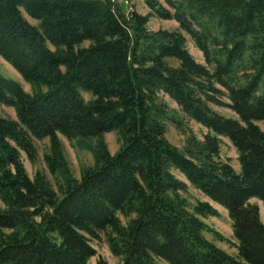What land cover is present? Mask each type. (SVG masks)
I'll return each instance as SVG.
<instances>
[{
	"label": "trees",
	"instance_id": "obj_1",
	"mask_svg": "<svg viewBox=\"0 0 264 264\" xmlns=\"http://www.w3.org/2000/svg\"><path fill=\"white\" fill-rule=\"evenodd\" d=\"M145 2L147 13L130 0H0V55L32 87L0 69V105L15 110L0 112V264H110L90 262L102 236L116 264H264L251 200H264V0ZM154 15L179 26L153 29ZM171 122L183 146L168 138ZM60 135L95 155L79 177ZM46 138L54 182L23 158L34 161ZM225 138L240 167L222 154ZM218 204L236 254L205 220Z\"/></svg>",
	"mask_w": 264,
	"mask_h": 264
},
{
	"label": "rangeland",
	"instance_id": "obj_2",
	"mask_svg": "<svg viewBox=\"0 0 264 264\" xmlns=\"http://www.w3.org/2000/svg\"><path fill=\"white\" fill-rule=\"evenodd\" d=\"M123 1L127 2L128 0H123ZM130 3L129 5H133V7L136 8L140 12L147 13L150 11V8L146 4L145 0H130ZM125 6H128V3H125ZM150 26L153 29H157L160 27L177 28L179 26V23L175 19H165V18H161V17L154 15L151 17ZM188 46L191 52L195 55V57L198 60L204 61L203 52L194 44V42L191 39L188 43ZM0 69L2 70L4 74L20 80L26 90L28 91L32 90L31 84L27 82L23 78V76L16 70V68L12 64H10L6 59H4L1 55H0ZM84 94L86 98L90 97L89 93L86 92ZM169 101L172 107H175V108L177 107L176 103L173 100L169 98ZM216 108L219 111L227 115H235L234 111L227 107L217 106ZM0 112L6 115L15 116V110L11 106L0 105ZM185 120L187 124L189 125V127L192 128L198 134H202L203 131L206 130L204 126H202L200 123H197L194 120L193 121H188L187 119ZM167 136L172 142L180 146H183L187 139V134H185L181 129L177 128L173 122H171L169 125ZM60 137L62 140L63 150L70 164V167L73 173L77 177H79L82 172V169L85 166L92 165L95 162V159H96L95 155L92 150L85 148V147L83 148V147L77 146L74 142H71L65 136L60 135ZM105 139L112 153H115L119 149L122 143L121 136L117 130H111L107 132L105 134ZM96 142L97 140L94 139L93 143H96ZM36 143L38 147V153L34 161L31 160L26 153H23V158L25 161V165L28 169V172L30 173L31 176H34L37 172H44L47 175V177L52 182H54V177L50 174L49 169L44 161V152L48 150L49 139L48 138L43 139V140L37 139ZM222 154L225 155L226 157L227 156L231 157L234 165L236 167H240L239 162H238L237 150L228 138H225L224 140ZM187 195L190 197H192V195L197 196L198 190L191 187L189 190V194ZM251 200L252 202L259 203L261 207V216L264 219V200H261L256 197L252 198ZM217 206L219 207L221 214L218 216L207 217L205 218V220L210 225H212L213 227L218 229L220 232H222L226 237H229L231 239L230 241L215 239L216 242L222 247H224L225 249H227L229 252L236 254L237 247L234 244L236 241V238L234 237V233H233L234 230L232 226V220L229 216L228 211L223 206L219 204ZM207 235L210 238H215L213 234H211L210 232H207ZM93 244L97 248L98 254L91 258L90 260L91 263H94L99 256L106 258L110 264H116L119 261V258L112 253L105 237L102 236L100 239H94ZM157 259H158L157 260L158 264H171L163 258H157Z\"/></svg>",
	"mask_w": 264,
	"mask_h": 264
}]
</instances>
